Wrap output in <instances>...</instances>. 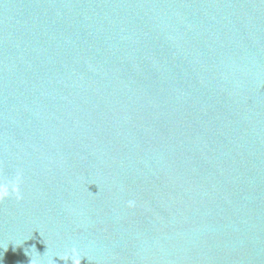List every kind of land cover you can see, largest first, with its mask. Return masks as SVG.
<instances>
[{
	"label": "water",
	"instance_id": "obj_1",
	"mask_svg": "<svg viewBox=\"0 0 264 264\" xmlns=\"http://www.w3.org/2000/svg\"><path fill=\"white\" fill-rule=\"evenodd\" d=\"M16 170L0 264H264V0H0Z\"/></svg>",
	"mask_w": 264,
	"mask_h": 264
},
{
	"label": "clouds",
	"instance_id": "obj_2",
	"mask_svg": "<svg viewBox=\"0 0 264 264\" xmlns=\"http://www.w3.org/2000/svg\"><path fill=\"white\" fill-rule=\"evenodd\" d=\"M22 181V174L20 171H14V175L8 181L3 179V173H0V201L5 200L6 198H10L15 196L16 200L21 199L20 195V184ZM135 206V201L129 200L127 202V207L132 208ZM67 260V259H65ZM73 264H80L79 260H73ZM35 264V262H33ZM52 264V262H51Z\"/></svg>",
	"mask_w": 264,
	"mask_h": 264
}]
</instances>
